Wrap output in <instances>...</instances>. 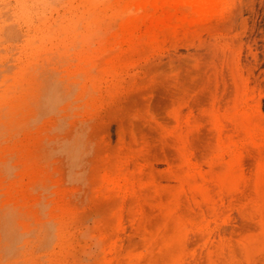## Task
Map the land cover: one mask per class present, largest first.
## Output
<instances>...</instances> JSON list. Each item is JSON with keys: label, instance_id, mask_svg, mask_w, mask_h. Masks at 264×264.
Returning <instances> with one entry per match:
<instances>
[{"label": "rangeland", "instance_id": "1", "mask_svg": "<svg viewBox=\"0 0 264 264\" xmlns=\"http://www.w3.org/2000/svg\"><path fill=\"white\" fill-rule=\"evenodd\" d=\"M22 1L0 0V264H109L98 232L111 220L116 201L104 195L100 174L122 155H133L146 172L163 173L166 162L177 163L176 114L190 120L186 142L199 161L217 146L211 112L219 110L226 119L223 140L238 145L247 177L253 180L259 161L264 166V0H235L206 25L188 27L189 34L183 29L184 35L156 47L128 50L124 75L113 89H90L84 78L70 74L82 43L68 55L63 44L73 29L56 27L71 5L88 7V0H49L54 10L43 13L47 27L37 16L27 21ZM119 1L126 2L98 4ZM115 9L100 37L119 23ZM48 25L57 31L34 67L38 82L30 93L29 55ZM246 187L212 225L213 252L205 251L213 256L203 251L211 260L202 252L195 263L264 264V186ZM61 203L68 215L60 216ZM147 203V215L154 214L150 198ZM62 224L66 239L59 234ZM132 241L127 237L125 244L136 243L135 250L150 255L141 240ZM200 244L194 241L192 248Z\"/></svg>", "mask_w": 264, "mask_h": 264}, {"label": "bare ground", "instance_id": "2", "mask_svg": "<svg viewBox=\"0 0 264 264\" xmlns=\"http://www.w3.org/2000/svg\"><path fill=\"white\" fill-rule=\"evenodd\" d=\"M99 1L88 0V7L71 5L68 8L69 15L64 18L65 22L56 26L66 31L70 27L73 29L70 38L65 40L67 43L63 44L68 55H71L75 43H82L83 50L77 54L79 62L76 69L71 66L68 69L70 74H74V78H84L81 81L85 80L86 85L90 84V89L93 87L100 89L103 84L108 89L119 86V80L123 77L124 68L128 64L125 59L128 57V50L133 51L132 48L136 49V46L141 45L143 47L144 44L145 47L146 45L156 47L170 40V37L175 39L179 34L182 36L188 27L206 25L207 20L226 11L235 0H126L125 3L119 1L116 6L111 3L98 4ZM114 8L115 15L120 21L114 29H109L113 30L110 32L108 30L109 34L100 37L101 29H104L102 26L107 17L112 18L108 14ZM52 10L53 1L31 0L30 5L25 0L22 1L21 11L31 24L37 16L39 22H44V26L47 27L49 21L43 13ZM47 29V35H42L37 51L29 55L26 75L31 89L27 88L26 91L30 90V93H33L32 89L37 85L38 79V72L34 67L44 57L42 52H47V41L57 31L50 25ZM24 104L27 107V104ZM215 111L211 112L215 113L214 119L211 120L215 125L214 131L217 130L218 141L205 162L197 159L191 146L189 147L186 142L190 133L187 135L190 123L188 116L183 118L176 114L174 118L177 124H174L177 125V129L175 133L172 130L174 136L171 135L178 140V144L175 142L176 146L179 145L177 163L166 162L167 168L163 173H157L154 168L146 172L144 165H140L133 155H118L113 163L112 160L109 161V165L106 164L100 174L99 184L105 192L104 195L107 194L105 196L108 199L116 201V205L111 212V220L100 226L98 239L102 241H99L102 243L101 250L112 258L109 264H145L147 258L149 260L145 261L147 264H197L192 260L196 259L197 255L202 256L203 251L209 254L213 252L208 247L214 238L215 230L212 225L223 214L222 209L226 202H230L236 191H241L240 188L243 186L252 188L264 186L262 162L259 161L253 180L248 178L243 165V154L240 155L238 145L234 141L223 140L225 115L222 113L220 115L219 110L218 113ZM231 113L228 116H232ZM231 118L229 121L236 119ZM27 156H30L29 153ZM26 165L30 172H35L34 162L27 161ZM32 192L34 194V190ZM148 198L155 210L152 215H147L143 207L144 204H148ZM59 205H62L59 206L60 216L68 215L67 207L62 203ZM64 224L58 229L59 234L63 236L62 239L69 236L68 232L66 235L64 229L66 227L63 228ZM127 237L131 238V241L134 239V243L141 240V243H144L143 248L150 255L144 253V250L143 252L135 250L136 243L125 244ZM194 241L201 243L198 248H192ZM205 250H210L211 253ZM206 253L204 254L209 257L208 260H211L210 255Z\"/></svg>", "mask_w": 264, "mask_h": 264}]
</instances>
